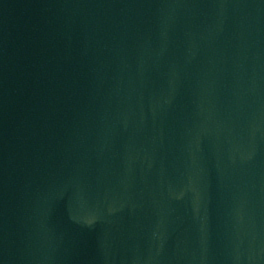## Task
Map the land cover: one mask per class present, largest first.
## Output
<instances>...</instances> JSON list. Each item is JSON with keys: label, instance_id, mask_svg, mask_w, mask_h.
I'll use <instances>...</instances> for the list:
<instances>
[{"label": "water", "instance_id": "obj_1", "mask_svg": "<svg viewBox=\"0 0 264 264\" xmlns=\"http://www.w3.org/2000/svg\"><path fill=\"white\" fill-rule=\"evenodd\" d=\"M122 264H264V0H159Z\"/></svg>", "mask_w": 264, "mask_h": 264}]
</instances>
